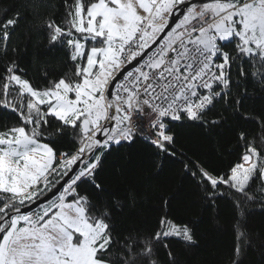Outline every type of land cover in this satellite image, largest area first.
<instances>
[{
	"label": "snow or ice",
	"instance_id": "1",
	"mask_svg": "<svg viewBox=\"0 0 264 264\" xmlns=\"http://www.w3.org/2000/svg\"><path fill=\"white\" fill-rule=\"evenodd\" d=\"M24 7L49 47L67 49L70 67L35 87L8 55L22 13H0V109L14 114L0 127V264H177L171 244L195 245L193 227L170 218L164 200L151 231L117 232L116 211L137 197L94 195L105 190L102 159L140 137L176 156L175 127L220 124L209 115L229 102L233 68L248 77L244 65L258 64L264 88V0H65L59 22L32 0ZM232 110L261 128L258 138L238 132L239 161L223 174L184 167L207 202L230 198L243 210L264 201V117L240 100ZM66 137L71 148L58 151ZM236 225L238 256L249 235Z\"/></svg>",
	"mask_w": 264,
	"mask_h": 264
},
{
	"label": "trees",
	"instance_id": "2",
	"mask_svg": "<svg viewBox=\"0 0 264 264\" xmlns=\"http://www.w3.org/2000/svg\"><path fill=\"white\" fill-rule=\"evenodd\" d=\"M30 0H0V13L20 11L22 19L12 36L8 55L13 57L21 73L35 87L46 86L47 80L58 79L69 70L67 49L48 45L44 33L30 27L32 10L25 11ZM39 5L41 16L54 14L59 19L64 15L65 0H32ZM7 61L0 59V70ZM248 77L232 69V93L229 102L217 103L209 119L220 120V124L206 130L203 126H177L176 156L157 155L153 147L137 139L132 144L114 145L105 154L99 169L104 192L100 199L119 197L124 199L134 192L137 201L134 207L117 210L114 216L116 231L125 233L129 229L151 231L161 215L164 200L168 201V214L177 222L190 224L194 230L196 244L186 247L182 242H173L171 249L177 264H264V201L256 199L243 210L234 206L232 199L219 198L215 204L206 201L200 186L185 170V163H199L209 171L223 174L239 161L241 150L237 134L245 131L250 138H258L261 128L255 120L245 121L232 110L240 100L244 113L264 117V88L258 82L259 65H244ZM47 72V76L44 73ZM256 72L254 78L252 73ZM239 87H236V85ZM14 114L0 109V127L12 124ZM71 137L56 142L58 151L71 148ZM51 194V193H49ZM242 222L249 235L243 251L234 255L236 246V221ZM165 250L160 249L164 257Z\"/></svg>",
	"mask_w": 264,
	"mask_h": 264
},
{
	"label": "built area",
	"instance_id": "3",
	"mask_svg": "<svg viewBox=\"0 0 264 264\" xmlns=\"http://www.w3.org/2000/svg\"><path fill=\"white\" fill-rule=\"evenodd\" d=\"M139 140H142L143 142H145V143H147V144H149L148 143V141L145 139V138H143V137H140V138H138ZM150 145V144H149Z\"/></svg>",
	"mask_w": 264,
	"mask_h": 264
},
{
	"label": "water",
	"instance_id": "4",
	"mask_svg": "<svg viewBox=\"0 0 264 264\" xmlns=\"http://www.w3.org/2000/svg\"><path fill=\"white\" fill-rule=\"evenodd\" d=\"M129 67H131V66H129ZM49 195H51V194H49ZM34 207V206H33ZM25 211H27V209H25Z\"/></svg>",
	"mask_w": 264,
	"mask_h": 264
}]
</instances>
